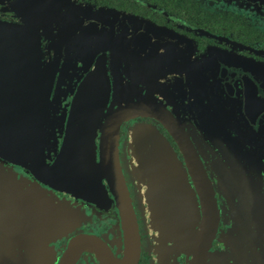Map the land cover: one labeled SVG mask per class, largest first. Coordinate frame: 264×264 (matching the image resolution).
Segmentation results:
<instances>
[{"label": "flooded vegetation", "instance_id": "obj_1", "mask_svg": "<svg viewBox=\"0 0 264 264\" xmlns=\"http://www.w3.org/2000/svg\"><path fill=\"white\" fill-rule=\"evenodd\" d=\"M69 3L123 12L172 30L191 44L198 60L214 50L264 66V0H0V32H9V26H22L25 20L49 12L50 19L58 22L49 32L50 43L54 49L62 46L61 57L72 58L73 52L82 53L88 46L83 40L61 37L66 33L58 25L68 17ZM9 64L20 65L1 62L5 70L0 68V101L13 96L18 88L8 85ZM67 65L55 72L52 80L45 79L47 85L37 88L47 108L43 102V119L29 135L36 140L38 149L24 153L27 159L33 158L27 155L32 153L34 160L43 163L39 173L52 170L65 143L67 116L82 75L78 72L74 76V64ZM84 66L80 62L76 69ZM21 74L18 70L12 84L19 82ZM146 91L145 88L143 92ZM149 92L156 102L166 103L164 96ZM207 95L202 98L203 107L198 95L194 108L187 99L181 108L172 111L192 138L220 210V220L203 256L199 235L208 238L210 229L201 227L200 221L194 227L176 224L174 217L183 214H168V206L159 197L168 192L154 165L163 154L160 147L165 141L185 168L183 154L171 134L154 118L135 116L124 120L117 133L119 172L105 173L104 167L97 165L98 156L93 157L102 144L99 130L95 134L89 130L85 135L87 141L80 145L95 151L87 150L85 161L89 165L83 171L100 182L82 190L50 187L31 174V167L0 157V259L11 260L7 264H17L13 259L29 260L25 264H187L189 259H203L205 264H264V214L252 213L256 209L264 212V204L255 206L252 198L253 192L260 191L264 202V145L257 138L264 119L249 120L244 115L243 128L251 141L235 142L232 131L225 143L215 127V117L220 112L208 103ZM136 96L134 92L132 98L138 99ZM181 99L176 95L173 104L176 106ZM87 106L86 112H100L98 103ZM220 106L226 107L227 103ZM3 107L6 110L7 105ZM133 133L135 141L130 143ZM153 137L160 140L153 141ZM129 147L133 151L128 152ZM106 177L111 180L105 181ZM74 191L81 196H72ZM124 203L138 230V236L129 243L133 258L127 263L124 256L128 245L119 230ZM42 227L57 228L60 237L54 239L42 233ZM88 235L100 239L96 248L80 244V238ZM70 244L73 247L67 255Z\"/></svg>", "mask_w": 264, "mask_h": 264}, {"label": "water", "instance_id": "obj_2", "mask_svg": "<svg viewBox=\"0 0 264 264\" xmlns=\"http://www.w3.org/2000/svg\"><path fill=\"white\" fill-rule=\"evenodd\" d=\"M68 6V17L58 25L59 30L66 33L61 37L83 40L88 46L82 53L73 52L72 58L61 57L62 46L54 49L50 43L49 32H52L53 24L58 22L50 19L49 12L45 13L46 16L41 13L34 20H25L22 26H9V32H0V68L1 62L20 64H9L6 68L9 87L18 88L13 96L0 101V157L31 167V174L50 187L82 190L90 184L98 185L100 182V179H90L83 171L89 165L85 161L87 150L95 151L93 147L80 145L82 141H87L85 135L89 130L93 134L98 130L100 132L102 144L98 148V154L93 153V157L98 156L97 165L104 167L105 173H116L120 171L117 133L122 122L135 116L154 118L171 134L185 159L184 168L164 141L160 147L163 154L154 165L158 167L157 173L168 192L159 197L163 200V205L168 206V214H183V217H174L176 224L194 227L200 221L201 227L210 229L207 240L199 232L201 235L198 243L202 247L200 253L203 256L208 249L211 232L220 220V210L192 138L181 119L172 111L181 108V104L187 99L193 106L191 108H194L193 102L198 100V95L201 96L203 107L202 98L204 94H208V103L220 112L214 116L220 140L226 143L233 131L236 134L235 142L238 139L241 142L251 141L243 128V118L245 115L249 120L258 117L264 119V66L231 53L214 50H209L198 60L193 56L191 44L172 33V30L123 12L94 10L90 6L75 3H69ZM70 31L73 34L68 33ZM44 40L47 41L45 46L42 44ZM60 61L63 62L62 65ZM38 62H42L41 66ZM80 62L86 66L76 69ZM66 64L67 68L74 64V76L78 72L82 73L81 81L77 85L67 116L65 143L61 153L51 171L39 173L43 163L34 160L32 153H27L33 157L28 160L24 153L38 149L34 137L29 136L34 134L35 126L43 119L42 104H45V99L38 95L40 92L37 88L39 85H47L44 83L45 79L52 80L55 72ZM1 69L5 70V67ZM18 70L22 71L21 79L12 84L18 77ZM39 77L43 80L39 81ZM145 88L147 91L143 92ZM149 91L159 97L164 96L166 103L163 105L156 102ZM134 92L138 98L136 100L132 98ZM176 95H180L182 99L175 106L173 98ZM91 102L99 104L96 107L100 109L99 113L86 112L87 105ZM220 103H227V106H220ZM4 104L7 105L6 110ZM45 107L47 108L46 104ZM135 130L139 131L137 128ZM153 131L156 132L155 129ZM130 136V143H133L134 133ZM257 138L264 145V128ZM152 140L160 139L153 137ZM231 144L234 145V142ZM131 151L133 149L129 147L128 152ZM35 158L38 157L35 155ZM187 174L191 176L190 181L187 180ZM40 177H45L46 180ZM108 180L111 179L107 178L105 181ZM35 185L42 189L37 183ZM255 192L252 194L253 205L264 204L260 191ZM72 194L74 197L81 196L75 191ZM252 213L264 214L261 209L252 210ZM121 215L119 230L128 245L124 256L127 263L133 258L129 243L138 236V230L126 203L122 205ZM59 231L54 227L41 228L42 233H49L54 239L60 237ZM99 241L100 239L91 235L80 238V244L94 248ZM70 245L67 255L71 254L73 244ZM13 261L17 264L29 262L26 259ZM1 262L7 264L11 260L0 259V264ZM187 264H205V260L189 259Z\"/></svg>", "mask_w": 264, "mask_h": 264}, {"label": "rangeland", "instance_id": "obj_3", "mask_svg": "<svg viewBox=\"0 0 264 264\" xmlns=\"http://www.w3.org/2000/svg\"><path fill=\"white\" fill-rule=\"evenodd\" d=\"M94 10H100V9H94Z\"/></svg>", "mask_w": 264, "mask_h": 264}]
</instances>
